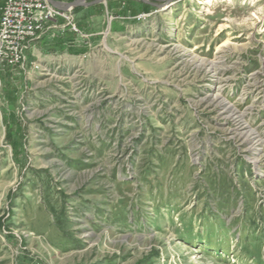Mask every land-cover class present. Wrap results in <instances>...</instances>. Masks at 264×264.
<instances>
[{"label":"rangeland","instance_id":"1","mask_svg":"<svg viewBox=\"0 0 264 264\" xmlns=\"http://www.w3.org/2000/svg\"><path fill=\"white\" fill-rule=\"evenodd\" d=\"M48 28L0 62V264H264V0Z\"/></svg>","mask_w":264,"mask_h":264},{"label":"built area","instance_id":"2","mask_svg":"<svg viewBox=\"0 0 264 264\" xmlns=\"http://www.w3.org/2000/svg\"><path fill=\"white\" fill-rule=\"evenodd\" d=\"M64 16L49 0H4L0 7V62L4 67L25 64L27 52L48 26ZM72 31L81 34L77 25Z\"/></svg>","mask_w":264,"mask_h":264},{"label":"water","instance_id":"3","mask_svg":"<svg viewBox=\"0 0 264 264\" xmlns=\"http://www.w3.org/2000/svg\"><path fill=\"white\" fill-rule=\"evenodd\" d=\"M106 1L108 0H76L73 2L65 3V2H59L57 0H49L50 4H52L59 11L64 13H68L78 7H93L101 3H104ZM140 1L149 3V0H140Z\"/></svg>","mask_w":264,"mask_h":264},{"label":"crops","instance_id":"4","mask_svg":"<svg viewBox=\"0 0 264 264\" xmlns=\"http://www.w3.org/2000/svg\"><path fill=\"white\" fill-rule=\"evenodd\" d=\"M4 3V0H2V4ZM2 4L0 3V7L2 6ZM55 22H52L51 24H54ZM49 29V28H48ZM36 41V40H35ZM34 41V42H35Z\"/></svg>","mask_w":264,"mask_h":264},{"label":"bare ground","instance_id":"5","mask_svg":"<svg viewBox=\"0 0 264 264\" xmlns=\"http://www.w3.org/2000/svg\"><path fill=\"white\" fill-rule=\"evenodd\" d=\"M236 111V110H235ZM234 118V117H233ZM235 121V120H234ZM238 122V121H237Z\"/></svg>","mask_w":264,"mask_h":264}]
</instances>
